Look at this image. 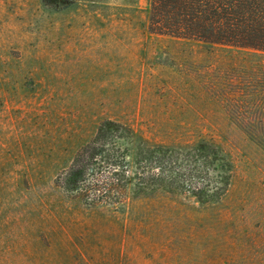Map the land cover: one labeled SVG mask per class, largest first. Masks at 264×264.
<instances>
[{
	"label": "rangeland",
	"instance_id": "rangeland-1",
	"mask_svg": "<svg viewBox=\"0 0 264 264\" xmlns=\"http://www.w3.org/2000/svg\"><path fill=\"white\" fill-rule=\"evenodd\" d=\"M147 15L0 0V264H264V53L150 34ZM106 121L174 156L186 187L195 161L229 176L226 193L74 197L67 173Z\"/></svg>",
	"mask_w": 264,
	"mask_h": 264
},
{
	"label": "trees",
	"instance_id": "trees-1",
	"mask_svg": "<svg viewBox=\"0 0 264 264\" xmlns=\"http://www.w3.org/2000/svg\"><path fill=\"white\" fill-rule=\"evenodd\" d=\"M147 31L208 46L264 53V0H148ZM91 142L75 155L66 176L69 192L85 202L109 199L114 194L123 204L129 190L135 196L177 190L200 204H210L226 193L229 176L224 178L223 187L201 180L209 171L199 170L198 161L190 176L201 183L186 187L181 175L170 173L167 167L169 157L176 163L175 157L138 138L128 125L100 123ZM208 150L205 145L196 149L202 161L212 165L214 155Z\"/></svg>",
	"mask_w": 264,
	"mask_h": 264
}]
</instances>
